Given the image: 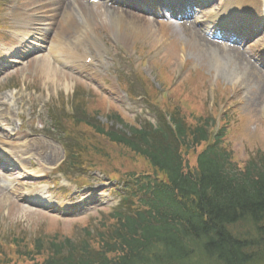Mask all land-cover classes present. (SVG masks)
<instances>
[{"label":"rangeland","instance_id":"1","mask_svg":"<svg viewBox=\"0 0 264 264\" xmlns=\"http://www.w3.org/2000/svg\"><path fill=\"white\" fill-rule=\"evenodd\" d=\"M37 1L41 0H0V29L3 31V34L0 32V66H6L0 75V113L4 116L0 127L17 134L18 139L13 141L16 149L9 145L4 148L16 159L20 169L0 177V245L5 246V254L11 253L12 237L20 240V245L29 251L37 239L43 241V248L47 240L53 238L77 240L80 229L88 224L94 233L100 220L107 223V210L118 202L117 189L114 188L118 183L110 179L111 173H125L132 168L130 152L104 151L109 163L105 165L103 162L102 169L91 174L95 177L89 180L92 187L80 188L94 196L86 211L76 212L82 215L65 216L24 202L25 195L39 194L40 191L50 206L63 203L73 209L80 199L77 196L80 189L77 192L68 189L74 193L61 190L55 180V172L63 161V151L57 141L45 134L51 132V123L60 113L88 122L94 118L102 124H107L108 115L115 113L126 121L147 123L159 116L158 110L152 106L161 108L164 103L175 99L179 100L181 109L184 107L189 113H199L198 108L204 107L208 115L218 114L212 119L216 126L223 115L231 119L227 128L231 134L226 141L231 145L235 162L241 163L252 156V150L264 152V72L256 68L257 75L252 71L247 65H253L249 57L243 55L242 58L235 51H225L223 47L208 42L203 34L201 37L206 44L201 37L197 39V34L191 38L188 29L194 27L192 24H186V32H183L166 22L139 19L138 26L132 25V28L121 22L116 32L108 20L107 9L100 6L86 7L90 25L85 22L76 34L68 33L66 37L71 38L69 44L66 43L69 46L66 50L72 51L73 55L96 58L94 66L101 80L90 82L76 71H70L66 63L54 59L52 52L38 58L23 55L19 60H15V56L3 57L9 55L6 51L12 52L17 45V35L13 34L23 29L18 24L15 26V21L31 22L44 28L49 25V18L44 19L49 14L40 8L42 2L40 7L37 6ZM66 2L69 4L68 0ZM62 8L63 15L58 14L57 18L62 26L60 34L65 35L69 26L68 16L64 14L72 13L73 9L71 5ZM33 16L45 22L38 23ZM122 34L129 36L127 46L117 41ZM247 49L248 46L244 47ZM256 51L253 50L251 57L257 55ZM1 59H11L15 64L2 63ZM42 61H47L53 68L45 69L41 66ZM119 83L131 98L117 86ZM144 88L156 92L155 105L147 103ZM54 107L59 112L50 117ZM43 140L55 146L49 163H44L36 152L25 147L26 142V146L31 147L34 142ZM94 218L98 221L93 222Z\"/></svg>","mask_w":264,"mask_h":264},{"label":"trees","instance_id":"2","mask_svg":"<svg viewBox=\"0 0 264 264\" xmlns=\"http://www.w3.org/2000/svg\"><path fill=\"white\" fill-rule=\"evenodd\" d=\"M171 100L154 123L115 113L108 120L120 128L69 120L70 135L80 129L81 136L66 140L67 171L75 162L81 169L109 163L110 149L133 157L132 168L115 172L118 208L93 234L82 228L77 240L53 238L43 248L37 239L28 252L12 237L11 253L0 245V264H264V152L235 162L226 141L231 119L223 115L213 135L218 114L210 117L204 107L189 113Z\"/></svg>","mask_w":264,"mask_h":264},{"label":"bare ground","instance_id":"3","mask_svg":"<svg viewBox=\"0 0 264 264\" xmlns=\"http://www.w3.org/2000/svg\"><path fill=\"white\" fill-rule=\"evenodd\" d=\"M244 1L247 2L248 8L249 7H253L255 9V11L253 12V14L252 15L250 14V15H251L252 18H256L258 16V13L260 12V7H261L260 0H224L223 3L221 4V6H222V9L225 10L224 12L233 13V14H243L241 12V9L240 8L243 7L241 4ZM41 2H42V5L40 7V3ZM50 2H52V3L60 6V0H50ZM36 3H37V6L40 7L41 9L51 8V6L48 5V3H49L48 0H41V1L36 2ZM62 4H64V2H62ZM229 5H230V7H229ZM75 10L76 11H73L72 13H69V11H68V13H65L64 14V15L68 16L67 25H70L72 23L74 24L75 23V19L77 18V16H80V17H82V20L84 22H86L88 24V26H89L90 25V18L88 17L87 13L86 12L84 13V10L81 7H79V6H77L75 8ZM246 13H248V12H246ZM218 14L219 13L217 12L214 16H217ZM250 15H248V16H250ZM214 18L215 17H213V19ZM108 20L112 24V26L115 27V31L116 32H118V26H119V24L121 22L127 23L129 25V28L132 25L138 26V21H137L136 17L133 16V14H127L126 15V14H123V13H120V12L114 11V10H109L108 11ZM88 21H89V23H88ZM119 38H118L119 41H122V42H125V43L129 41V36H127L126 34L120 35ZM261 46H264V43L263 44H260L259 47H261ZM259 47H257V49ZM261 51H262V49H261ZM235 54L240 55L242 58H244L243 55L244 54H247V53L246 52H243V54H241L240 52H236ZM259 54H261V53H259ZM75 57H77L76 54L72 55V53H69L66 50V48H64V47H63V50L62 51H59L57 53V58L59 60H62L64 63H66L70 67L74 66V67H77L76 69H78L80 71H84L86 73H89L90 74V77L93 78V79H98L99 78L98 77V73L99 72L98 73L97 72H92L91 70H89L87 68H83L80 64L79 65L78 64L72 65V61L75 59ZM247 65H249V67L251 68V70L254 71V72H256L257 75L259 74V72H261V71L257 72L258 70L252 64L247 63ZM41 66L44 67L47 70H51L53 68V67H51L49 65V63L47 61H42ZM99 80H100V78H99ZM3 118H4V116L0 113V120H3ZM8 134H9V136L11 138L16 139V138L12 137V135H10V134H12L11 131H8ZM27 143L28 142H26V144H25V147H26L27 150L29 149L31 151L36 152L38 154V156L40 157V159L44 163H49L50 157H51V153H52V151L54 150V147H55L52 142L47 141V140L36 141V142H34L32 144L31 147L26 146ZM13 146H15V149H16L17 145L16 144H13L12 145V148H13ZM47 152H48V154L46 155ZM40 194L43 195V192L40 191ZM38 198H40V197H38ZM41 200H43V199H41Z\"/></svg>","mask_w":264,"mask_h":264}]
</instances>
